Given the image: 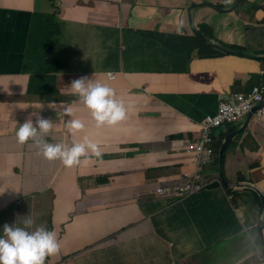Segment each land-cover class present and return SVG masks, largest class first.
I'll return each mask as SVG.
<instances>
[{
  "label": "crops",
  "instance_id": "crops-1",
  "mask_svg": "<svg viewBox=\"0 0 264 264\" xmlns=\"http://www.w3.org/2000/svg\"><path fill=\"white\" fill-rule=\"evenodd\" d=\"M51 1L61 13L49 17L54 28L41 51L30 34L46 16L35 12L50 13L48 5L0 0V225L24 226L22 221L31 218L29 230L37 225L55 230L59 248L45 258L49 264H211L212 257V264H261L256 261L260 205L253 193L240 190L235 202L219 183L184 199L156 193L170 181H185L184 172L193 170L189 141L204 116L215 112L229 92L264 84V61L222 52L208 56L200 51L201 40L193 38L192 4L224 8L235 0ZM194 17L202 32L264 52V0H246L231 13L199 8ZM149 32L178 34L172 41L155 38L150 48L157 52L161 47L173 51L167 42L190 38L188 55L169 69L159 66V55L143 58L129 51ZM66 49L67 64L58 56ZM31 52L32 60L24 61L26 74L13 78V63ZM92 56L105 57L117 70L133 61L135 73L128 80L121 76L108 85L125 109V117L113 125L97 126L78 97L64 89L79 77L78 70H65L74 68L78 57L80 67ZM185 62L186 71H179ZM28 70L44 71L34 75L33 101L24 96L32 94ZM64 108L73 109L70 117ZM36 111L52 121L43 137L47 143L87 138L99 154L88 151L69 167L46 159L32 139L19 143L18 123ZM72 118L84 124L75 134L64 126ZM226 157L231 179L242 171L264 190V115L250 119ZM211 175L218 177V170ZM225 242L234 255L222 248Z\"/></svg>",
  "mask_w": 264,
  "mask_h": 264
},
{
  "label": "clouds",
  "instance_id": "clouds-1",
  "mask_svg": "<svg viewBox=\"0 0 264 264\" xmlns=\"http://www.w3.org/2000/svg\"><path fill=\"white\" fill-rule=\"evenodd\" d=\"M47 1L48 2H46V0H43L38 2V0H36V3L38 4V6H41L44 3L47 4L49 7L48 11H50V13L41 12V11H36L35 13H38L40 15H46L45 17L48 19L49 17L55 18L56 16H59L60 15L59 13H61V7L58 6L57 3L52 2L51 0H47ZM238 1L239 0H235L233 3H231V6L224 8H221L212 2H196L194 4L209 3L210 5H214L220 9H230L233 6H235ZM245 1L246 0H241L236 6V8ZM194 4H192L191 6H193ZM199 8H210L212 10H216L220 12L219 10H217V8L214 9L210 6H201ZM197 9H195L193 12V19L197 29L202 34H205L212 38H216L222 44L232 47L234 49L244 50L256 55H264V52L255 53L254 51L247 49V47L229 44L224 41H221L219 38L213 35H209L208 33L202 32L198 28L195 22L194 13ZM231 12H220V13H231ZM188 18H189V12H188ZM50 22L47 24L46 27L54 28L53 27L54 24H52L49 27ZM40 23L41 22L39 21V24L37 26L38 29ZM35 25L36 24L32 26L30 37L32 38V41L38 45V49L43 51L44 48L47 47L49 44L48 38L50 37V32L49 35L47 33V38H45L44 40H41L40 38H35L34 37ZM149 34L150 35L144 34L141 35L139 38H137L134 45L129 49V51L136 50L143 58H146L148 56L159 55V66L162 68L165 67V68L173 69V61H174V59L172 58L173 51L164 49L162 47H161L162 49L161 52H157V49L151 51L150 45L155 44L156 42L155 38L172 41L173 37L178 36V34H167L160 32H149ZM193 36L196 37L194 34ZM199 39L201 40L202 44L205 43L206 45L213 47L219 52L226 53L216 48L214 45L208 44L205 40L201 38ZM37 42H41V43H37ZM194 52L197 53V50H194ZM31 54L33 56L34 52H31ZM230 55H236L260 62L264 61V59H255L237 54H230ZM28 56L29 53H27V56L23 54L21 61H17L16 63H13L12 65L13 78H19V76L26 74V69L28 68L24 63V61H28ZM79 64H80V60L78 57L74 68L65 70V71L78 70L77 76L79 77L72 79L67 85L64 86V89L78 97L79 101L88 110L92 120L95 121L97 126L105 125V124L113 125L121 121L125 117V109L123 103L122 101L116 98L114 90L108 85H112V83L118 80L119 77L121 76H123L125 79L128 80L130 74L135 73V71L133 70L132 59L130 58L128 62L124 63L120 70L115 69L112 66V64L108 60H106L105 57L102 56H92L91 58L87 59L82 65H80V67ZM182 69L183 71H186L187 69L186 62H185V66L183 64L178 68L179 71H182ZM260 72L264 73V69H261ZM42 73H44V71L38 70L37 73H34L28 70L27 76L29 77V83L27 89L31 90L32 94L24 95V96L30 98L31 96L32 97L34 96V94L36 93L33 85L36 84L35 83L36 79L34 75H40ZM42 79L43 78L41 77L37 78L38 81ZM237 96H242L245 100H249L251 102V105L241 115H239L237 118L234 119L228 113H226V110L229 108L231 101L234 100ZM40 97L43 98V94H41ZM263 100H264V84L262 83L254 84L248 90H241V91L236 90L229 92L224 99L219 101L217 110L215 112L207 113L204 116V118L200 122V128L197 132V135L191 141H189V144L192 146V148H190L189 151L193 156V170L189 172H184L185 181L179 184H174L173 181H170L167 185L157 188L156 193L159 194V196L161 195L165 197L180 196L181 198L184 199L188 196L198 193L199 191L208 189L209 187L212 186V184L219 183L229 192L228 198L232 201L237 202L235 194H237V192H239L240 190H247L253 193L256 201L260 205V214L257 223V230L259 231V223L261 222V229L264 236L263 205L259 197V194L254 189H252L247 185H242L239 187L235 186L231 188L227 187L222 182L220 176V158H219L221 147L225 142L227 135L235 131L237 128L242 127L243 131L241 130L239 133L234 135L227 143V148L225 151L224 162H223L225 176L229 182L241 183V184L245 182L254 183L262 190L264 195L263 188L256 182L250 179H245V177L242 175V171L233 173L232 176L236 177L237 179H231L228 175V171L226 168V159H227L226 155L230 145L232 144V141L235 139L237 135L244 132L252 117L261 118L264 115V106L259 107L258 110L249 119L248 123L244 124L247 114L253 109V107L258 106ZM30 101H33L32 98L30 99ZM63 112L66 117H70L72 115L73 109L64 108ZM241 120H243V122L242 123L240 122L238 124V122ZM18 124L19 127L15 130V136L17 138V141L19 143H24L26 140L32 139L35 144L40 146L39 150L46 159L49 160L59 159L63 165L70 167L77 164L79 162L80 157L85 155L88 151H92L97 155L99 154L97 151L96 144H94L92 141H90L87 138H84L80 142H73L71 144L47 143L43 139V137L47 135L49 130L51 129L52 121L50 120V118H46L40 115L39 111L30 112L29 116L25 118V120L22 123H18ZM64 126L69 133L75 134L78 130H81L84 127V124L80 119L72 118V119H66ZM214 168L218 170V177L216 178H213L211 175ZM173 176H171V178ZM213 180H217V182L216 181L213 182ZM190 184L199 185V187L196 188L193 192L188 194L176 193L174 191V188L176 186L190 185ZM258 199L260 202L258 201ZM234 208H238V207L234 206ZM33 223L34 222L31 218H27L22 221V224L24 226H17L15 225L14 221L11 224L4 223L3 225H0V264H49L48 262H44L45 258L50 254L55 253L59 248V242L57 239L56 231L42 225H37L34 228H32V230H29V228L33 225ZM262 233L260 232V240L258 243L256 261L260 262L261 264H264V246L261 243Z\"/></svg>",
  "mask_w": 264,
  "mask_h": 264
},
{
  "label": "water",
  "instance_id": "water-1",
  "mask_svg": "<svg viewBox=\"0 0 264 264\" xmlns=\"http://www.w3.org/2000/svg\"><path fill=\"white\" fill-rule=\"evenodd\" d=\"M241 0H239L235 6H233L232 8L230 9H220V8H217L216 6L214 5H210L209 3H203V4H194L193 6H191L188 10L189 12V26L193 32V34L198 37V38H201L203 40H205L208 44L210 45H214L216 48L226 52V53H229V54H237V55H242V56H246V57H251V58H255V59H264V55H256V54H253V53H250V52H247V51H244V50H238V49H234L232 47H229V46H226L224 44H222L219 40H217L216 38H212V37H209L205 34H202L196 27L195 23H194V19H193V12L195 9L201 7V6H210L214 9L217 8V10H219L220 12H231L233 11L236 6L238 5V3L240 2ZM264 106V100L258 105V106H255L253 107V109L247 114V117H246V120H245V123L244 124H247L249 119L253 116V114L258 110L259 107H262ZM242 130V127H239L237 128L235 131H233L232 133H229L226 137V140L225 142L223 143L222 147H221V151H220V154H219V158H220V176H221V179H222V182L229 188L231 187H239V186H242V185H247L249 187H251L252 189H254L258 194H259V197L262 201V205H263V218H264V195H263V192L262 190L257 186L255 185L254 183H251V182H245L243 184L241 183H234V182H229L225 176V170H224V166H223V162H224V156H225V151H226V148H227V143L229 142V140L234 136L236 135L237 133H239L240 131ZM243 131V130H242ZM259 231L262 233V229H261V222L259 223ZM261 243L263 244L264 246V236H263V233H262V237H261Z\"/></svg>",
  "mask_w": 264,
  "mask_h": 264
},
{
  "label": "rangeland",
  "instance_id": "rangeland-1",
  "mask_svg": "<svg viewBox=\"0 0 264 264\" xmlns=\"http://www.w3.org/2000/svg\"><path fill=\"white\" fill-rule=\"evenodd\" d=\"M40 1H43V0H38V2ZM50 22V19L46 18V17H43L41 23H40V26H39V29H38V24H39V21L36 23L35 25V28H34V37L35 38H40L41 40H44L45 38H47V33H48V30L49 28L46 27L47 24ZM253 36V35H252ZM256 38V37H254ZM258 45V44H257ZM59 55V60L62 61V62H66L68 63V56H70V53L69 51L66 49V51L64 52H60L58 53ZM78 52L75 53V55H77ZM76 57V56H74ZM2 100H6L5 98H2ZM73 191V188L70 189V193ZM59 195H62V196H67V193L66 192H61ZM222 248L228 253V254H231V255H234L235 252L232 251L229 246L227 245V243L225 242L223 245H222ZM210 251H212V249L210 248L209 249ZM239 250H240V247L237 251V253H239ZM215 262V257H212L210 259V263H214Z\"/></svg>",
  "mask_w": 264,
  "mask_h": 264
},
{
  "label": "built area",
  "instance_id": "built-area-1",
  "mask_svg": "<svg viewBox=\"0 0 264 264\" xmlns=\"http://www.w3.org/2000/svg\"><path fill=\"white\" fill-rule=\"evenodd\" d=\"M250 105L251 102L249 100H245L242 96H237L234 100L231 101V104L226 110V113H228L232 118L235 119L239 115H241ZM198 187L199 185H182L176 186L174 188V191L176 193L188 194L193 192Z\"/></svg>",
  "mask_w": 264,
  "mask_h": 264
},
{
  "label": "trees",
  "instance_id": "trees-1",
  "mask_svg": "<svg viewBox=\"0 0 264 264\" xmlns=\"http://www.w3.org/2000/svg\"><path fill=\"white\" fill-rule=\"evenodd\" d=\"M175 37H178V36H175ZM193 38L198 40V41L200 40L199 38L194 37V36H193ZM189 43H190V38H183V40L181 42H176V41H173L172 43L169 42L168 43L169 47H171L173 49L172 58L174 60H179L182 57L183 53H185L187 56L188 52L186 50H187V46L189 45ZM216 52H219V51L214 49L211 46L206 45L205 43H203L201 45V53H203V54L211 56V55L215 54ZM32 58H33L32 54L29 53L28 61H31ZM183 69H184V67H183ZM39 70H42V69H39ZM258 201H259V199H258Z\"/></svg>",
  "mask_w": 264,
  "mask_h": 264
}]
</instances>
